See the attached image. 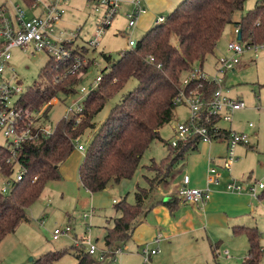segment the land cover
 I'll return each mask as SVG.
<instances>
[{"label":"trees","instance_id":"trees-1","mask_svg":"<svg viewBox=\"0 0 264 264\" xmlns=\"http://www.w3.org/2000/svg\"><path fill=\"white\" fill-rule=\"evenodd\" d=\"M22 1L30 6L34 0ZM246 1L183 0L166 17L165 23L156 24L133 48L122 52L117 61L112 62L109 56L102 54L109 66L102 71L100 84L84 98L82 121L77 124L74 120L62 118L55 125L53 135L27 144L22 159L27 169L24 180L9 195L0 192V245L27 220V211L41 197L47 184L62 178L61 166L75 152L78 141L87 131L93 130L94 134L79 168L81 185L90 193L97 194L106 191L111 183L118 185L131 179L144 154L152 143L161 139V130L174 118L178 107L174 98L183 78L195 63L205 65L208 57L215 54L225 30L234 23L235 14L244 8ZM235 25L240 27L242 41L247 47L263 45L264 0ZM70 46L73 56L83 49L76 47L75 42ZM72 61L73 57L70 63ZM67 65L52 59L48 62L42 70L41 80L28 87L21 98L20 106L25 114L40 112L50 104L42 120L48 124L49 111L54 105L51 102L54 99L66 101L78 93L92 63L75 74H64ZM132 79L138 82L136 89L112 109L104 123L97 126L95 119L107 102ZM214 89V84L205 86L206 93ZM215 122L216 118L213 119ZM199 145L196 137L186 146L169 148L171 155L160 166L171 167L187 153L196 151ZM4 171L10 174V169ZM150 192L138 187L135 205H130L126 199L116 203L117 216L112 219L113 226L107 228L104 236L105 248L110 252L99 260L97 256L86 253L84 248L77 250L73 246L77 264H112L115 259L112 251L132 239L146 215L145 200ZM177 203L176 198L170 201L171 211L176 209ZM234 234L245 235L249 242L247 259L243 264H261L264 249L259 229L241 227L236 228ZM68 253V250L50 252L32 264H56ZM214 258L217 259L216 255Z\"/></svg>","mask_w":264,"mask_h":264},{"label":"rangeland","instance_id":"rangeland-1","mask_svg":"<svg viewBox=\"0 0 264 264\" xmlns=\"http://www.w3.org/2000/svg\"><path fill=\"white\" fill-rule=\"evenodd\" d=\"M261 1L247 0L245 2L244 8L235 14L234 23L229 25L225 30L218 43L215 55L208 57L206 60L205 68L212 67L217 59L228 55V45L235 39L233 34L235 24L239 23ZM87 4L88 0H69L66 5V13L59 27L66 31L68 36L72 33L79 35L75 40V45L76 47L83 48L79 53L85 58L86 65L89 66L92 63V66L84 75V80L81 86H79L77 94L66 101L57 100L58 103L54 102V105L49 111L48 124L51 126H55L57 122L66 116H72L69 110L72 108L76 110L77 102L81 99L83 101L85 97V94L80 92L83 87L90 92L97 87L96 78L98 73L104 71L109 66L104 61L102 54H106L114 62L121 57L122 52L131 49L129 46V34L132 32L128 28L124 30L126 29L125 22L121 20L119 15L116 21H114L113 26L108 29L102 38L100 48L95 49L89 45V42L95 35L99 17L94 12L93 6L89 3L92 6V9H90ZM4 5L9 9L17 5L25 8V4L21 0H0V6ZM170 13L165 14V17H168ZM117 24L120 28L116 31L115 26ZM144 35L145 33L140 30L133 31L132 39L138 42ZM219 51H221V54ZM11 54V68L7 70V75L9 77H13L14 75L20 81L21 89L24 91L41 80L42 70L51 59L49 55L45 53H34L32 49L24 51L16 48L12 50ZM240 57L242 59L240 69L231 77L230 84H227V89L231 90V96L235 98L238 96L242 97L248 106L246 110L238 114L236 113L234 120L236 118L235 125L241 129L248 128V124L255 125V128L247 129L250 132H248L249 146L246 148L249 155H254L246 162H244L246 157L243 160L240 158V161H236L232 170V176L241 182L253 185L256 183H264V47L261 46L257 51L246 48L245 53ZM137 86V80H130L120 93L107 102L105 109L95 119V124L100 126L104 123L110 116L112 109L120 104L123 98L134 91ZM188 115L189 112L185 106H178L172 121L161 130V139L152 143L149 150L144 154L140 167L135 175L119 185L111 183L107 189L108 191L97 193L96 197L87 193L86 189L81 185L79 172L78 177H74L75 179L73 180H64L61 178L58 181L49 182L41 197L27 211L29 222L25 221L21 223L15 233L6 237L1 243L0 264H32L45 254L64 250H68L70 253L65 255L56 264H77L76 251L72 247L74 246L77 250L81 248L86 250L81 245L84 239L83 237L96 243L99 248H105L104 236L106 228L113 226L112 219L117 216L115 210L116 203L114 204L113 202H121L126 199L130 205H135V192L138 184L142 185L143 183V175L146 174V167L152 163V160L161 162L168 157V154L171 152L168 146L173 131L179 123L186 121ZM219 125L225 128L228 126V123L222 121ZM93 134V130L87 131L77 144H82L87 148L92 140ZM0 141H3L1 136ZM221 144L223 146L227 145L226 141H222ZM222 145L219 146L218 150H222ZM239 148H241V145L237 147V155H240L241 149ZM75 152H77V149ZM153 167L152 169L158 173L159 178L165 175L166 165H153ZM225 177H227V174H225ZM258 192L261 195L262 192ZM260 202V205L256 203V206L259 205V210L257 209L259 212H256V215L252 217H255V223L259 222L262 227L260 228V225L257 224L259 231L262 233L261 244L264 247V199L260 200ZM92 208L95 209L93 210ZM92 211H94V216L85 220L83 214L91 213ZM66 226H72L75 230L73 235H64L59 240H54V230L57 228L62 229ZM76 235L79 240L77 244L74 242ZM223 236L227 239L225 234ZM240 240L245 243V248L237 246L232 249L238 255H243L242 257L244 258L249 245L245 236H242ZM123 247L121 245L120 248ZM159 247V245L156 246L155 243H151L145 245L143 248L158 250L161 249ZM184 248L186 249L182 250L177 248L175 250L176 252H173L174 255L170 254L169 247L164 251L160 250L158 255L152 257L150 264H194L199 254H203L204 251L207 252L206 257L208 256L204 264H217L211 255L212 251L210 248L206 247V250H204L205 245L200 250L196 245H187ZM221 248L231 252V248L225 246L224 243L221 245ZM219 259L220 264H225L222 254L219 256ZM199 262L196 264H199ZM112 264L146 263L141 252L140 254L136 252L129 254L125 251L123 254L117 255ZM261 264H264V257Z\"/></svg>","mask_w":264,"mask_h":264},{"label":"built area","instance_id":"built-area-1","mask_svg":"<svg viewBox=\"0 0 264 264\" xmlns=\"http://www.w3.org/2000/svg\"><path fill=\"white\" fill-rule=\"evenodd\" d=\"M68 2L69 0H34L30 6L25 5V8L20 5L12 9L5 5L0 6V136L3 138V141H0V192L4 195L12 193L16 185L23 181L27 174V169L22 163L26 145L36 143L42 137H49L55 132V126L42 122L50 104L34 114L23 112L20 101L25 91L21 89L20 81L14 75L13 77L7 75V70L11 68V52L16 48L24 51L32 49L34 53H45L52 60L64 63V65L68 63L64 74L81 72L87 64L86 60L80 53L73 56L70 46L79 35L72 33L68 36L67 32L59 27L66 13ZM88 3L93 6L94 12L99 17L95 35L89 45L98 49L102 38L119 14L121 2L118 0H88ZM132 4L133 9L126 16L128 29L132 32L129 34L130 48L137 44L132 39L133 31L140 17L147 12L143 0H134ZM165 22L166 17H159L156 24ZM239 33L240 27H237L236 34ZM261 46L264 47V44L247 47L242 40H233L228 45V55L216 61L213 72H209L201 62H198L183 78L179 92L174 98V104L185 106L189 115L185 122L176 126L168 148L177 149L182 145L186 146L196 137L199 138L200 144L226 141L227 145L222 166H213L214 159H211L207 188L191 187L189 176H184L182 186L177 192V198L180 201L194 206L207 204L212 198L210 185H220L223 172L230 177L226 185L228 192L241 194L247 191L251 196L260 199L258 191L264 190V183L252 185L231 176L234 164L238 160L237 147L249 146V136L232 130L227 131L219 123L223 121L231 124L237 112L248 108L243 99L230 95L231 90L227 89L226 77L237 70L241 63L240 56L245 53L246 48L257 51ZM72 57L73 61L70 63ZM102 78L103 74L99 72L96 78L97 86ZM206 84H214V91L206 93ZM89 92L85 87L81 89V93L85 96ZM83 101L81 99L77 102L76 110L73 108L69 110L71 117L64 118L68 121L74 120L77 124L80 123L83 118ZM54 102L57 103V99H54L51 104L53 105ZM214 118L217 119L215 123H213ZM250 127H253V124H250ZM76 149L84 154L86 152V147L82 144H77ZM6 168L10 169V174L4 171ZM114 203L118 202L114 201ZM91 216H94V211L83 214L85 220L90 219ZM74 232L72 226L57 228L53 232V239L59 240L64 235L72 236ZM83 238L81 245L86 248V253L97 256L99 260H103L110 252L107 248L100 249L90 239ZM161 241L162 237L158 236L154 243L159 244ZM74 242L75 244L79 242L77 235ZM112 253L116 259V256L122 253V248ZM141 253L144 262L150 264L152 257L158 255L160 250L142 248ZM224 254L228 256L229 252Z\"/></svg>","mask_w":264,"mask_h":264},{"label":"crops","instance_id":"crops-1","mask_svg":"<svg viewBox=\"0 0 264 264\" xmlns=\"http://www.w3.org/2000/svg\"><path fill=\"white\" fill-rule=\"evenodd\" d=\"M118 1L121 2V8L118 15L121 20L125 22L126 29L124 30H127L128 26L126 16L133 9L132 2L134 0ZM181 2L182 0H143V4L146 7L147 12L140 17L134 32L140 30L146 34L150 29L155 27L156 21L159 17H165V14L172 12ZM87 5L90 9H92V6L89 3ZM117 17L114 21H116ZM114 21L113 23H115ZM115 27L116 31L120 28L118 24ZM237 27L238 26H235L233 32L235 37L234 40H237L238 38V35L236 34ZM219 53L221 54V51H219ZM216 61L213 63L212 67H209L208 69L206 68V70L213 72ZM241 64L242 59L237 70L226 77V85L230 84L231 77H233L239 71ZM237 98L243 99L240 96ZM238 113L239 112H237V114ZM235 120L231 124H228V126L224 129L227 131L232 130L237 133H244L248 135V132L250 131L247 129L255 128V125L250 127V124H248V128L241 129L235 125ZM174 133L175 129L173 131L172 137L174 136ZM221 142L222 141H216L212 142L211 144H200L196 151L187 153L184 158L174 162L171 167L169 166V168H167L165 171V175L161 178L158 177V173L151 167H153L154 164L160 166L164 159L161 162L152 160V163L146 167V174L143 175L142 185L138 184V187L151 191L149 197L145 200V209L147 213L143 217L137 229L134 231L132 239L123 245L124 247L122 248L121 254H123L125 251L129 254H134V252L140 254L141 249L145 245L154 243L155 238L161 236L162 241L155 245H159V248H161L159 250L163 251L169 247L171 255H174L173 252H176L175 250L177 248L185 250L186 248L184 247L187 245H196L199 250L203 247V245H205L204 250H206V247H209L212 251L211 255L213 257L216 255L217 259L215 260L214 258V261L218 262L217 264H220L219 256L221 254L225 260V264H243L245 262L248 251L243 258V255H238V253L232 249L237 246L245 248V243L240 240L242 239V236L245 235L234 234V230L241 227L258 228L257 224L260 225V223H255L256 219L252 216L256 215V212H259L258 206L261 204L260 200H263L264 197L257 201V198L251 196L247 191L241 194L228 192L226 185L229 182L230 177L227 173L223 172L221 184L210 185L212 190V198L207 204L194 206L182 202L177 198V192L182 186L184 176H189L191 187L200 189L207 188L208 172L211 166V159H214L215 164L213 166H222V159L226 154V146H223ZM221 145L223 146L222 150H218L219 146ZM246 148L247 146H241V148H239L241 150L240 155H237V161H240V158L243 160V158L246 157V159H244V162H246L252 158V155L254 154L249 155V152ZM84 155L85 154L83 152L77 149V152H74L71 157H69V159L61 166L60 172L64 180H73L78 177L79 168L83 161ZM169 155L171 154L169 153L168 156ZM175 156L176 155L174 154L172 155L173 158H175ZM225 174H227V177H225ZM107 189L106 191H108ZM86 192L90 193L87 190ZM261 192L263 194V191ZM90 194L93 197H96V194ZM173 198L178 199V203L176 209L171 211L168 204L173 200ZM256 203L259 205L256 206ZM26 222H29L28 217ZM260 228H262L261 225ZM223 234H225L227 239L224 238ZM223 243L225 246L231 248L230 250L232 253L229 252L228 256H225L224 254L227 252L225 251L227 249H220ZM206 255V251H204L203 254H199V257L196 261H194V264L198 263L199 261V264H204L205 260L208 258Z\"/></svg>","mask_w":264,"mask_h":264},{"label":"water","instance_id":"water-1","mask_svg":"<svg viewBox=\"0 0 264 264\" xmlns=\"http://www.w3.org/2000/svg\"><path fill=\"white\" fill-rule=\"evenodd\" d=\"M238 41H241L242 40V37H241V32L238 34Z\"/></svg>","mask_w":264,"mask_h":264}]
</instances>
